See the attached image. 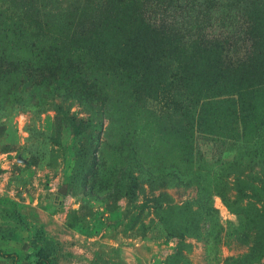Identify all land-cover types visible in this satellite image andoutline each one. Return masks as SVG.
Here are the masks:
<instances>
[{
  "label": "rangeland",
  "instance_id": "1",
  "mask_svg": "<svg viewBox=\"0 0 264 264\" xmlns=\"http://www.w3.org/2000/svg\"><path fill=\"white\" fill-rule=\"evenodd\" d=\"M201 7L0 0V264H264V0Z\"/></svg>",
  "mask_w": 264,
  "mask_h": 264
},
{
  "label": "trees",
  "instance_id": "2",
  "mask_svg": "<svg viewBox=\"0 0 264 264\" xmlns=\"http://www.w3.org/2000/svg\"><path fill=\"white\" fill-rule=\"evenodd\" d=\"M196 1V6H199L200 4L202 5L201 7V11L203 12L205 10V7H207V5H209V3L211 4V2H213L214 0H195ZM174 12V11H173ZM260 15H258L256 17V20L259 18ZM263 26V25H262ZM14 24L9 22V26H7V24H3V28L4 31L0 33L1 38H5L6 40H8L6 38V36L8 34H11L12 38H14V34L11 32L14 28ZM15 39V38H14ZM17 39H15L16 41ZM15 41H12V44L15 43ZM260 148L255 146L254 144H251V146L245 147L244 148V154H249L250 156H260L261 154H259ZM239 159L235 160V161H230V162H225L226 166H233L238 162ZM0 253L8 258H12L14 259L15 262H17L19 260V255L15 252L13 253H7V252H3L0 249ZM37 264H56V262H54L53 260H51L48 257H43L41 258Z\"/></svg>",
  "mask_w": 264,
  "mask_h": 264
},
{
  "label": "water",
  "instance_id": "3",
  "mask_svg": "<svg viewBox=\"0 0 264 264\" xmlns=\"http://www.w3.org/2000/svg\"><path fill=\"white\" fill-rule=\"evenodd\" d=\"M61 192H62V193H65V192H66V189H65V188H63V189L61 190Z\"/></svg>",
  "mask_w": 264,
  "mask_h": 264
}]
</instances>
